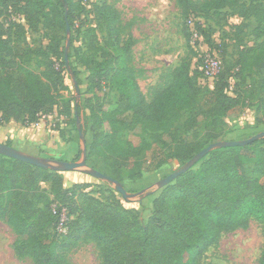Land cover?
Instances as JSON below:
<instances>
[{
    "label": "trees",
    "instance_id": "obj_1",
    "mask_svg": "<svg viewBox=\"0 0 264 264\" xmlns=\"http://www.w3.org/2000/svg\"><path fill=\"white\" fill-rule=\"evenodd\" d=\"M54 1L63 11L66 30L89 13L107 25V34L113 38L111 49L100 48L104 61L100 68L89 67L93 73L88 80L94 86L108 83L118 98L110 110L88 101L86 124L93 138L87 145V159L114 161L110 176L118 181L123 169L132 176H140L144 169V146L127 140V133L151 135L160 142L152 153L156 167L171 159L187 161L223 136L226 117L238 110L240 99L230 92L233 78L242 84L254 78L253 84L264 94V47L245 45L236 53L233 66H221L212 88L200 82V58L199 77L191 73V60L185 59L173 70L172 82L147 103L128 65L135 42L132 37L121 38L117 10L106 0L90 5L83 0ZM176 3L187 27L195 17L216 13L254 17L264 34V0ZM17 4L30 15L35 9L42 16L52 0H0V126L10 120L27 126L38 122L54 112L64 101L62 92L68 90L64 72L71 65L66 64L59 38L26 51L11 45V27L7 29L1 18ZM195 25L203 32L200 21ZM34 61L37 65L31 67ZM73 76L79 83L76 71ZM81 111L77 104L75 113ZM198 165L163 188L143 223L136 211L123 209L115 193L103 199L88 190L90 183L67 187L61 172L0 155V220L21 239L14 245L15 254L32 264H63L66 247L89 241L98 245L102 264H201L206 250L222 234L247 229L251 220L264 226V137L246 146L214 149ZM39 180L50 182L54 193V199H46L42 207L32 201L41 198L35 193ZM63 217L65 232L58 229ZM259 264H264V245Z\"/></svg>",
    "mask_w": 264,
    "mask_h": 264
},
{
    "label": "rangeland",
    "instance_id": "obj_2",
    "mask_svg": "<svg viewBox=\"0 0 264 264\" xmlns=\"http://www.w3.org/2000/svg\"><path fill=\"white\" fill-rule=\"evenodd\" d=\"M106 1L119 14L118 27L121 38L126 41L132 37L135 42L128 65L147 103H151L155 96L172 82L173 70L185 59L191 60V73L199 77L197 66L202 53L216 54L221 66L229 69L233 66L240 47L245 45L264 47V34H260V25L254 17L246 19L238 15L224 17L215 13L193 18L192 24L188 23L189 28L181 16L176 0ZM195 1L202 3L204 0ZM24 11L23 5L17 4L5 10L1 18L7 29L11 27L9 35L15 50L26 51L29 47H46L53 37L60 39L61 49L66 48L69 43L71 67L69 71L64 72V80L68 85V90L62 92L64 101H61L47 118L38 121L48 131V137L44 139L47 144H43L45 149L42 151L50 154L51 157L48 158L51 159H59L56 157L64 153L63 158L69 159L68 161H81L83 141L78 132L77 116L87 148L93 138L90 126L86 124L89 114L86 106L88 101L99 102L108 110L116 106L118 94L111 85L102 81L94 86L88 80L93 73L89 67L97 65L100 68L104 61L100 48L111 49L113 38L107 34V25L89 13L76 18L68 33L63 21V11L54 0L42 16H37L35 9L31 15ZM196 21L201 22L203 32L200 33L196 28ZM194 30L199 32V40H193ZM36 65V61L31 63V67ZM74 71L77 72L79 83L73 76ZM253 81L254 78H248L246 83L242 84L238 78L232 79L230 92L238 96L240 106L237 111L226 117L224 135L215 141L243 140L264 131V103L262 104L264 94ZM200 82L212 88L215 80L207 81L201 76ZM77 104L82 107L79 115L75 113ZM136 133H127L125 138L136 145L144 146L142 156L144 169L140 176H132L128 169H123L121 182L129 193L145 191V194L155 189L154 193L126 200L110 183L82 171L62 172L61 176L67 187L75 183H90L91 187L88 190H93L95 196L103 199L115 193L123 209L136 211L140 220L146 223L153 211V201L163 190L159 188V181L182 167L188 160L171 159L156 167L151 163L152 153L161 145L160 142L157 143L151 135ZM201 133L202 130H198L200 138L203 137L201 140L203 143L205 138ZM189 136L193 140V135ZM74 147H77V154L70 159V152ZM21 151L35 156L40 154L31 148ZM87 163L108 175L112 173L114 165V161L97 156L87 159ZM37 189L35 193L41 195V198H32L36 207H42L46 199H54L50 182L39 180ZM263 232V224L251 220L247 229L222 234L219 242L206 250L201 264H259L264 245ZM20 240L6 222L0 220V264H32L29 259L15 254L14 245ZM65 249L67 250L64 253L63 264H102L100 249L94 242L70 244Z\"/></svg>",
    "mask_w": 264,
    "mask_h": 264
},
{
    "label": "water",
    "instance_id": "obj_3",
    "mask_svg": "<svg viewBox=\"0 0 264 264\" xmlns=\"http://www.w3.org/2000/svg\"><path fill=\"white\" fill-rule=\"evenodd\" d=\"M67 32H70V26L67 25ZM68 47L69 43L65 48V61L69 67V57H68ZM77 86V82H75ZM77 127L81 140L83 141V150H82V160L81 161H68L62 159H51L48 157L35 156L27 154L21 150H18L8 144L0 142V155H3L8 158L16 159L24 163L33 165L35 167H40L47 169L51 172H71V171H82L98 180L105 181L114 186L116 192L120 193L126 200H131L140 195H150L156 190H152L148 193L145 191H139L138 193H129L121 181L114 179L112 176L90 167L87 163V148L85 143V138L82 133V128L80 126V120L77 116ZM264 137V131L253 135L250 138L243 140H220L210 143L205 148L194 154L182 167L173 171L171 174L159 181V188H164L165 186L174 182L180 175L188 172L198 165L205 157L209 155L211 151L218 148L224 147H234V146H246L254 143L255 141Z\"/></svg>",
    "mask_w": 264,
    "mask_h": 264
},
{
    "label": "crops",
    "instance_id": "obj_4",
    "mask_svg": "<svg viewBox=\"0 0 264 264\" xmlns=\"http://www.w3.org/2000/svg\"><path fill=\"white\" fill-rule=\"evenodd\" d=\"M48 137V131L45 130L42 126V123L39 122L37 125L32 124L29 126H24L22 123L10 120L3 126H0V142L9 143L13 147H18L17 149H28L39 151V156L42 157H51L50 154L45 153V147L43 144L44 139ZM75 154H77V147L72 148L70 152V159H72ZM64 153L61 156L56 158H63ZM69 160V159H67Z\"/></svg>",
    "mask_w": 264,
    "mask_h": 264
},
{
    "label": "built area",
    "instance_id": "obj_5",
    "mask_svg": "<svg viewBox=\"0 0 264 264\" xmlns=\"http://www.w3.org/2000/svg\"><path fill=\"white\" fill-rule=\"evenodd\" d=\"M84 3L86 5H90L93 1L95 0H83ZM190 24H192V20L189 21ZM192 37L193 40H199L200 35L199 32L194 30L192 33ZM200 60H201V64L199 66V69L202 72V78L207 81H214L215 78L217 77V75L219 74L220 70H221V62L220 60L217 58L216 54H211L208 52L202 53L199 56ZM204 83V82H203ZM205 84V83H204ZM232 87H230L231 89ZM47 115H43L41 118L45 119L47 118ZM39 122L33 123L35 125H37ZM32 125V124H31ZM66 218L63 217L62 218V222L60 223L58 229L62 232L66 231V226L64 224Z\"/></svg>",
    "mask_w": 264,
    "mask_h": 264
}]
</instances>
